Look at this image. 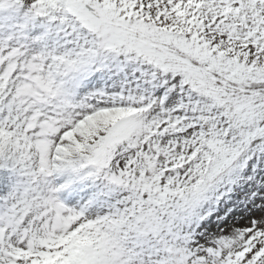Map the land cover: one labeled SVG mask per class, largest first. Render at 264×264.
Masks as SVG:
<instances>
[{"label": "snow or ice", "instance_id": "snow-or-ice-1", "mask_svg": "<svg viewBox=\"0 0 264 264\" xmlns=\"http://www.w3.org/2000/svg\"><path fill=\"white\" fill-rule=\"evenodd\" d=\"M0 264H264V0H0Z\"/></svg>", "mask_w": 264, "mask_h": 264}]
</instances>
